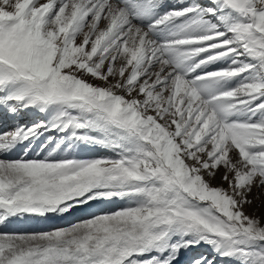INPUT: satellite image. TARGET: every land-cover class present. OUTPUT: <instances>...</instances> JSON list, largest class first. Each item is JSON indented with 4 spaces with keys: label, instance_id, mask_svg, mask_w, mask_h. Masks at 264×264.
<instances>
[{
    "label": "snow or ice",
    "instance_id": "snow-or-ice-1",
    "mask_svg": "<svg viewBox=\"0 0 264 264\" xmlns=\"http://www.w3.org/2000/svg\"><path fill=\"white\" fill-rule=\"evenodd\" d=\"M26 112L0 225L126 203L0 232V264H264V0H0V119ZM80 145L110 155H54Z\"/></svg>",
    "mask_w": 264,
    "mask_h": 264
},
{
    "label": "rangeland",
    "instance_id": "rangeland-1",
    "mask_svg": "<svg viewBox=\"0 0 264 264\" xmlns=\"http://www.w3.org/2000/svg\"><path fill=\"white\" fill-rule=\"evenodd\" d=\"M42 119H43V116H41L40 114L31 115L30 112L23 113L18 119H7V120L0 119V131L8 130V129L14 127L17 123L31 124L34 121H38V120H42ZM49 135L55 137V140L53 141L52 145H50V148H52V147H54L55 142L59 140L60 136H59V134H57L55 132L45 133V135L40 138V142L47 143L46 138ZM77 150H82V151L76 152ZM90 151H92L93 153H91ZM19 154H20V152H19ZM44 154L47 155V153H45V152H44ZM58 154L62 155V156H59L60 158H63L65 156H67L69 158H73V157H75V158H88V157H92V156L110 155V153L106 152L103 149H100L98 146L93 147V146H83V145H80L74 149H66L64 152H59ZM54 155H57V154H54ZM28 158H31V157H28ZM35 158H37V157H35ZM39 158H43V157L39 156ZM212 183L214 185H219V184H221V181H220L219 177H217V179L213 180ZM224 186L226 187V185H224ZM257 196L259 197V199H257L253 203V205L246 206L245 211L250 213V214L255 213L256 215H264V191L254 189L253 190V197H257ZM121 202H123V201H121ZM124 205H125V202H123L122 206H124ZM122 206H119V207H122ZM114 209H116V208H114ZM19 220L22 221L21 218H19ZM23 220H24V223L26 224L27 228H29V231H27V232H31L35 228V225L37 222L41 224V222H46L49 219L48 220H41V219H35L32 217H23ZM20 233H23V232H20ZM185 260H186V256H182L180 264H185Z\"/></svg>",
    "mask_w": 264,
    "mask_h": 264
},
{
    "label": "bare ground",
    "instance_id": "bare-ground-1",
    "mask_svg": "<svg viewBox=\"0 0 264 264\" xmlns=\"http://www.w3.org/2000/svg\"><path fill=\"white\" fill-rule=\"evenodd\" d=\"M30 113H31V115L38 114V113H35V112H30ZM40 115L43 116V119H46V117L44 115H42V114H40ZM39 142L40 141H37L36 144L33 145L32 150L29 151V153H28V157L35 158V157H38V156H40V157L41 156L42 157L46 156V154H44V152L47 153L48 150H50L51 148L49 146L48 149H41L40 147L37 146L39 144ZM81 151L82 150H77L76 152H81ZM19 152H20V154H19ZM90 152L93 153L92 151H90ZM21 155H23V151H22V149H18L15 153H13L11 155V157H8V158L15 159V158H18ZM57 155H58V157L62 156L60 154H57ZM122 205H123V202L115 201V202H113L111 204L93 205L92 209H90V210L77 209L76 211H74L71 214V216H65L63 218H59V217L52 218V219H49L46 222H41V224L37 222L36 225H35V228L31 232L49 230L50 228H52L54 226L55 227L64 226L69 221H74V220H76L78 218L85 217L88 214V211L96 210L98 208H102V209H105V210H113L114 208H118L119 206H122ZM21 219H22V221L19 220V218H15V219L10 220L6 224L0 225V232H19L20 233V232L29 231V228H27L26 224L24 223L23 218H21ZM179 264H180V262H179Z\"/></svg>",
    "mask_w": 264,
    "mask_h": 264
}]
</instances>
